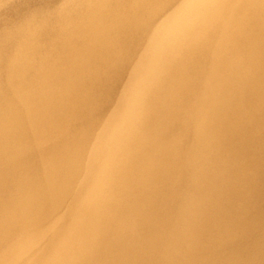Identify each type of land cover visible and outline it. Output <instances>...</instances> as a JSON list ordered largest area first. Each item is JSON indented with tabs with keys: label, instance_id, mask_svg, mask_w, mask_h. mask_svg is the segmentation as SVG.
<instances>
[{
	"label": "bare ground",
	"instance_id": "bare-ground-1",
	"mask_svg": "<svg viewBox=\"0 0 264 264\" xmlns=\"http://www.w3.org/2000/svg\"><path fill=\"white\" fill-rule=\"evenodd\" d=\"M0 264H264V0H0Z\"/></svg>",
	"mask_w": 264,
	"mask_h": 264
}]
</instances>
